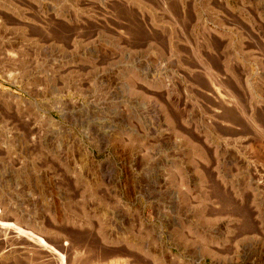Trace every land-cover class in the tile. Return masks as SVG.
Listing matches in <instances>:
<instances>
[{
  "label": "rangeland",
  "instance_id": "374dc122",
  "mask_svg": "<svg viewBox=\"0 0 264 264\" xmlns=\"http://www.w3.org/2000/svg\"><path fill=\"white\" fill-rule=\"evenodd\" d=\"M88 258L264 264V0H0V264Z\"/></svg>",
  "mask_w": 264,
  "mask_h": 264
},
{
  "label": "bare ground",
  "instance_id": "6f19581e",
  "mask_svg": "<svg viewBox=\"0 0 264 264\" xmlns=\"http://www.w3.org/2000/svg\"><path fill=\"white\" fill-rule=\"evenodd\" d=\"M80 246H81V245H80ZM77 247H78V246H77ZM88 247H89V246H88ZM91 247H93V246H91ZM87 250H88V249H87ZM88 251H89V250H88ZM99 251H100V250H99ZM85 252H86V251H85ZM91 252H93V251H91ZM97 252H98V251H97ZM78 253H80V252H78ZM87 253H89V252H87ZM91 254H92V253H91ZM94 255H95V254H94ZM87 256H88V255H87ZM89 256H90V255H89ZM91 256H92V255H91ZM62 257H63V256H62ZM85 257H86V256H85ZM85 257H84V258H85ZM94 257H95V256H94ZM49 258H50V257H49ZM79 258H80V257H79ZM100 258H101V257H100ZM58 259H59V258H58ZM82 259H83V258H82ZM92 259H93V258H92ZM92 259L90 260V258H88V259H87L88 261H86V259H85L84 261L80 262V264H90L89 260L91 261V264H93L94 261H93ZM96 259H97V257H96ZM98 259H99V258H98ZM98 259H97V260H98ZM67 260H68V259H67ZM102 260H103V259H102ZM62 261H64V260H62ZM80 261H81V260H80ZM92 261H93V262H92ZM44 262H45V261H44ZM58 262H59V261H58ZM65 262H66V261H65ZM98 263H99V262H98ZM78 264H79V262H78ZM95 264H97L96 261H95Z\"/></svg>",
  "mask_w": 264,
  "mask_h": 264
}]
</instances>
